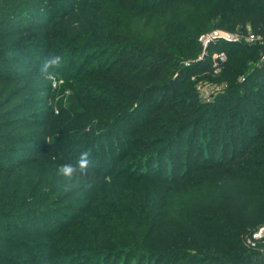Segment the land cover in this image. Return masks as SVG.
Returning a JSON list of instances; mask_svg holds the SVG:
<instances>
[{
	"label": "trees",
	"instance_id": "1",
	"mask_svg": "<svg viewBox=\"0 0 264 264\" xmlns=\"http://www.w3.org/2000/svg\"><path fill=\"white\" fill-rule=\"evenodd\" d=\"M78 1L0 0V264H264V0Z\"/></svg>",
	"mask_w": 264,
	"mask_h": 264
},
{
	"label": "rangeland",
	"instance_id": "2",
	"mask_svg": "<svg viewBox=\"0 0 264 264\" xmlns=\"http://www.w3.org/2000/svg\"><path fill=\"white\" fill-rule=\"evenodd\" d=\"M83 1V0H82ZM76 2V1H75ZM81 0L78 1V4H81L80 3ZM59 4H55V8L57 9L59 6ZM60 10V9H59ZM39 14H41L42 16H45V17H42V18H47V12H49L48 10L46 9H39ZM44 23H46L45 20L41 19ZM54 24H56L54 22ZM248 31H250V26L247 27ZM215 30H221V31H225L227 33H233V34H236L234 32H229L228 30H225V29H215ZM214 30V31H215ZM246 42V41H245ZM247 44H252V43H248L246 42ZM255 44H260L259 42H256ZM261 45V44H260ZM208 47V46H207ZM206 47V48H207ZM206 48L204 47V50H206ZM264 55V49L262 51V59H263V56ZM45 56V54H44ZM46 57V56H45ZM228 59H226L224 61V63L221 64V66L218 68L217 71H215V73L219 74L220 72H222V66L226 64ZM63 66L61 65L60 67H58V70L56 71H51V74L49 75V77L47 78L48 82H50V86H51V91L48 93H44V94H41L39 96H45L46 98V102L49 100L48 98L51 96V100L53 101L54 99L57 101L61 100V95L58 97H56V91H58L60 89V86H65V80L61 77L63 76L65 73L63 71V73H60V70H64ZM60 74V75H58ZM193 82L195 83L196 85V90L197 92L199 93V97L201 99V101H212L214 99V96H216L217 94H219L221 92V87L219 85H217L216 83L214 82H210V78L207 77V75H203V76H199L198 78L195 77V78H192ZM48 94V96H47ZM67 95V92L65 93ZM45 104V103H44ZM32 106V104H31ZM44 105H39V106H35V107H32L33 109L32 110H39V109H42ZM31 112V111H30ZM28 112L26 113H22L23 114H27ZM20 179L17 178L16 182H19ZM264 224V223H262ZM4 226V225H3ZM78 264H82V262H79Z\"/></svg>",
	"mask_w": 264,
	"mask_h": 264
},
{
	"label": "built area",
	"instance_id": "3",
	"mask_svg": "<svg viewBox=\"0 0 264 264\" xmlns=\"http://www.w3.org/2000/svg\"><path fill=\"white\" fill-rule=\"evenodd\" d=\"M218 39L227 41V42H239L242 39L248 43L255 44L259 42L264 46V37H259L250 33L246 36L242 34H233L227 33L221 30H215L211 33H208L201 37V42L203 46L206 48L211 42L216 41ZM264 56V55H263ZM227 59V55L225 52H218L212 56V67L215 71L221 66L222 63ZM264 60V57H263ZM246 244L253 249L264 251V224L256 228L246 239Z\"/></svg>",
	"mask_w": 264,
	"mask_h": 264
},
{
	"label": "clouds",
	"instance_id": "4",
	"mask_svg": "<svg viewBox=\"0 0 264 264\" xmlns=\"http://www.w3.org/2000/svg\"><path fill=\"white\" fill-rule=\"evenodd\" d=\"M63 59L60 55H50L45 58L44 62L40 66V73L42 76L51 74V70L61 66ZM89 152L83 151L80 153L76 162L67 163L61 165L58 169L59 175H61L65 181H71L77 172L84 174L89 168Z\"/></svg>",
	"mask_w": 264,
	"mask_h": 264
},
{
	"label": "water",
	"instance_id": "5",
	"mask_svg": "<svg viewBox=\"0 0 264 264\" xmlns=\"http://www.w3.org/2000/svg\"><path fill=\"white\" fill-rule=\"evenodd\" d=\"M202 58H200V60H201Z\"/></svg>",
	"mask_w": 264,
	"mask_h": 264
}]
</instances>
